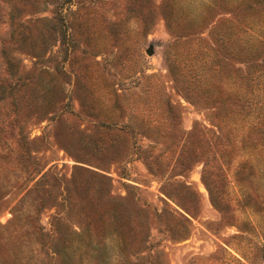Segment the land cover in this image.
Segmentation results:
<instances>
[{
	"label": "rangeland",
	"instance_id": "obj_1",
	"mask_svg": "<svg viewBox=\"0 0 264 264\" xmlns=\"http://www.w3.org/2000/svg\"><path fill=\"white\" fill-rule=\"evenodd\" d=\"M0 264H264V0H0Z\"/></svg>",
	"mask_w": 264,
	"mask_h": 264
}]
</instances>
